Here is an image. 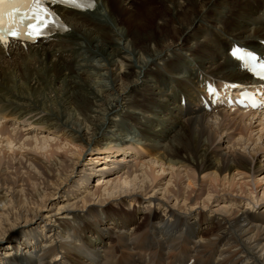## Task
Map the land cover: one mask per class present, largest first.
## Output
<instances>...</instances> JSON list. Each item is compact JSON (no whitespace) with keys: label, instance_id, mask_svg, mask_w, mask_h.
<instances>
[{"label":"bare ground","instance_id":"6f19581e","mask_svg":"<svg viewBox=\"0 0 264 264\" xmlns=\"http://www.w3.org/2000/svg\"><path fill=\"white\" fill-rule=\"evenodd\" d=\"M53 9L0 44V264H264V105L201 97L256 87L264 0Z\"/></svg>","mask_w":264,"mask_h":264},{"label":"snow or ice","instance_id":"6c2138e0","mask_svg":"<svg viewBox=\"0 0 264 264\" xmlns=\"http://www.w3.org/2000/svg\"><path fill=\"white\" fill-rule=\"evenodd\" d=\"M72 3L74 7H81L76 0H61ZM52 14L43 8L41 0H0V33L7 32L13 37L27 36L34 39L40 35L51 20ZM233 55L240 59L248 58L242 49H234ZM264 68V65H261ZM209 91H214L209 86Z\"/></svg>","mask_w":264,"mask_h":264},{"label":"rangeland","instance_id":"374dc122","mask_svg":"<svg viewBox=\"0 0 264 264\" xmlns=\"http://www.w3.org/2000/svg\"><path fill=\"white\" fill-rule=\"evenodd\" d=\"M75 58L76 59H80L81 60V58H82V56L81 55H75ZM95 62L94 63H96V67H98L99 65H100V63H98L97 62V60H94ZM93 62V61H92ZM43 132H45V131H43ZM45 133H43V135H44ZM41 135V134H40ZM124 135H126V137L127 138H131L133 141H134V139H137V137L135 136L134 137V134H131V133H128V132H125L124 131ZM60 141H61V139H60ZM53 144H55V143H53ZM21 151L20 152H22V151H24V149H20ZM145 154L142 156V157H140L139 159H144V158H149V157H154V156H156V155H148V154H146V152H144ZM83 158H84V156H83ZM261 159H263L264 160V158H261ZM11 170L10 168H9V166H8V168H7V170ZM221 193V192H220ZM259 195H260V193H259ZM263 206H264V204H262V205H256V206H254V207H252V209H253V212L255 211L256 213L257 212H259V210L261 209V208H263ZM251 209V210H252ZM203 233H204V231H203Z\"/></svg>","mask_w":264,"mask_h":264}]
</instances>
